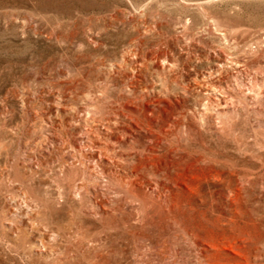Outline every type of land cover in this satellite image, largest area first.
<instances>
[{"label":"rangeland","instance_id":"obj_1","mask_svg":"<svg viewBox=\"0 0 264 264\" xmlns=\"http://www.w3.org/2000/svg\"><path fill=\"white\" fill-rule=\"evenodd\" d=\"M131 46H137V63H147L146 77L159 84L155 92L150 82L127 88L132 99L126 108L153 114L160 125L178 116L181 125L180 141H161L156 156H142L162 170V192L177 201L176 215L188 231L171 238L165 250L172 255L153 264H232L231 258L233 264H264V0H0V122L6 124H0V214L9 208L18 229L38 226L20 197L28 184L49 203V220L64 217L70 201L51 199L59 192L62 158L70 154L44 142L53 134H78L101 113L82 107L84 117L74 121L69 113L61 129L59 97L77 104L83 94L91 99L106 80L100 62L120 61ZM165 71H172L171 81ZM141 75L135 77L144 80ZM195 77L208 88L195 87ZM120 89L111 84L96 100L105 110V99ZM122 117L134 125L144 121ZM88 129L105 131L99 120ZM132 134L147 151L143 133ZM91 138L81 135L84 151L93 149ZM72 148L71 155L78 149ZM41 154L48 157L45 171L34 167L35 178L29 171L26 179L14 177L19 162L35 165ZM1 223L0 215V264L52 260L27 253L18 233ZM42 235L36 231L32 239ZM144 242L141 256L134 252L139 243H128L126 264H152L155 255ZM176 251H183L181 261Z\"/></svg>","mask_w":264,"mask_h":264},{"label":"bare ground","instance_id":"obj_2","mask_svg":"<svg viewBox=\"0 0 264 264\" xmlns=\"http://www.w3.org/2000/svg\"><path fill=\"white\" fill-rule=\"evenodd\" d=\"M161 54H159L161 57L167 59L166 54ZM138 55L137 46H131L122 50L120 61L108 64L100 62L101 67L106 70L102 73L105 74L106 80L104 84L92 90L91 99L87 93L83 94L77 104L71 101V98L65 103L63 97H59L56 108L64 113V117L68 116L63 117L64 121L59 124L61 129L68 126L69 113L74 121L76 118L84 117L78 112L82 107L88 111L93 108L94 113H101L100 118L94 116L91 123L80 127L78 134L66 136L62 133H59V136L53 134L44 142L47 149L58 147L63 151V155L70 154L69 158H62L63 163L58 170L59 192L51 199V203L54 204H58L60 198L70 201L64 217L56 221L49 220V203L39 199L34 188L28 184L20 193V197L21 201L27 202L25 207L30 208L27 213L38 220V226L30 223V226L18 229L9 215L11 210L6 208L1 211V227L11 233L17 232L19 239H23V247L27 253L52 258L48 264H77L75 260L78 264H126L124 253L129 247L128 243L136 241L139 243V250L134 252L140 256L142 252L139 251L146 245L144 241H148L152 254L155 255L151 261L153 264L158 258L162 260V257L170 256V248L166 250L165 248L168 245L171 247L169 243L171 238L179 236L182 230L188 232L187 227L182 224V219L176 215L174 206L177 201L167 200L162 192L164 188L167 189L160 181L162 170L150 164L149 159L146 162V157L142 158L146 154L151 158L156 156L158 153L156 143L180 141L178 138L181 125L180 122L177 123L179 117L172 116L168 122L160 125L153 123V118L157 119L153 114L142 116L141 111L126 108L132 99L127 88L134 90L138 86L147 87V82H150L149 85L154 90L157 83L159 84V81H153L152 77L151 79L146 77L144 67H147V63L143 60V64L137 63ZM133 59H136V62H133ZM127 67L131 72H128ZM171 72L165 71L163 75L169 77V81L173 77ZM136 74L138 76L142 74L144 80L142 77L136 78ZM193 81L195 87L208 88L196 77ZM160 83L162 86L166 81ZM111 84L113 87L121 85V89L119 94L112 93L105 99L107 104L104 110L103 104L96 99L98 95L101 97H104L102 94L108 95ZM134 106L137 107L138 104ZM36 113L38 111L33 110L32 115ZM120 114L144 120L143 124L137 121L135 125L131 122L126 123ZM97 120L101 121V126L105 129L100 135H95V132L92 133L88 129L89 125L96 123ZM0 124L6 125L4 122ZM124 130H130V133L126 135ZM140 132L147 138L145 143L147 151L143 145L134 143L135 135L132 133L140 135ZM82 134L92 137V150L84 151L81 144ZM152 136H156V139ZM72 144L78 148L73 155ZM85 144H88V141ZM185 145L184 143L179 145V149H184ZM47 161L48 157L41 154L35 165L27 161L19 162L14 177L18 180H21L20 177L26 179L29 171L28 178L33 179L36 176L32 175L35 172L33 168L45 171ZM60 175L66 176L67 182L66 180L61 182ZM162 230L164 232L160 237ZM36 231L43 234L40 240L32 239ZM165 235L166 239L163 238ZM187 238L184 234V242L188 241ZM256 248L259 249V246ZM179 253L180 251H176L175 261H181L179 258L182 257L183 251ZM137 255L135 254V258ZM260 255H264V249ZM257 258L261 259L258 256ZM141 259L145 260L144 257ZM230 261L233 264L234 259L231 258Z\"/></svg>","mask_w":264,"mask_h":264}]
</instances>
